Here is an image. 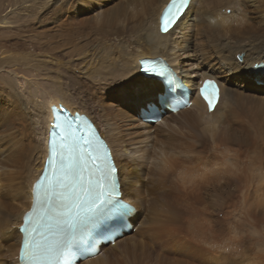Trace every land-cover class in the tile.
Wrapping results in <instances>:
<instances>
[{
	"label": "bare ground",
	"instance_id": "1",
	"mask_svg": "<svg viewBox=\"0 0 264 264\" xmlns=\"http://www.w3.org/2000/svg\"><path fill=\"white\" fill-rule=\"evenodd\" d=\"M3 1L0 0V13L5 11ZM167 1L34 0L31 6H38V10L28 12L30 19H35L25 29L34 32L41 27L44 43L39 69L50 74L51 79V88L45 90L35 110L28 104L26 89L32 74L28 64H17L34 56L36 46L27 52L24 44L0 34V181L2 187H8L10 198L0 201V240L11 257L7 263L0 244V264L18 263L19 226L31 205L33 182L47 157L53 103L63 102L95 121L118 165L122 197L141 208L131 233L102 246L98 255L79 264H187L191 237L207 238L209 230L216 234L219 231V220L208 208L219 210L223 191L233 194L239 186L264 188V169L255 173L240 167L221 174L219 168H214L223 155L237 151V146L250 139L264 143V85L256 86L257 77L253 76L256 65L264 63V0H242L243 5L241 0H192L191 11L178 26L180 34L177 27L165 35L159 32V16ZM248 2L258 7L255 11H262V27L258 29L247 28L253 18ZM237 3L242 5L239 13L227 14ZM97 7L101 11L95 12ZM6 22V16L1 14V26ZM241 23L244 30L238 29ZM237 53L246 54L243 61L237 59ZM180 55L185 60L179 59ZM161 56L184 73L187 82L195 83L194 76L217 78L221 96L215 109L209 111L206 102L196 96L191 107L168 114L157 123H142L134 111L138 99L153 94L151 89H158L160 84L144 77L140 61L143 57ZM218 68L248 83L247 92L224 78ZM119 89L126 92L120 100L130 103V107H111L112 94ZM87 100L93 101L99 112L86 109ZM162 125L167 126V131L150 134L151 129ZM177 134L181 138L171 143L173 147L189 162L198 160L200 166L186 168L170 161L165 136ZM154 139L159 147H155L154 165L146 173L143 160L151 156L148 143ZM198 168L202 172L197 173ZM144 174L148 175L147 183L142 181ZM254 180L258 181L256 186H250ZM172 181L178 182L177 189ZM193 191L202 206L196 208L195 219L189 204ZM146 199L147 207L142 205ZM144 210L147 214L140 219ZM178 242L180 256L174 255ZM202 243L200 240L201 247Z\"/></svg>",
	"mask_w": 264,
	"mask_h": 264
},
{
	"label": "snow or ice",
	"instance_id": "2",
	"mask_svg": "<svg viewBox=\"0 0 264 264\" xmlns=\"http://www.w3.org/2000/svg\"><path fill=\"white\" fill-rule=\"evenodd\" d=\"M191 7L192 0H169L159 16V32H173ZM142 64H151L143 70L166 82L164 102L172 111L190 104V99L175 94L176 77L164 61ZM199 92L208 110H214L220 98L217 81L203 80ZM52 112L49 159L32 186L31 209L23 214L19 229L23 234L20 264H75L77 252L96 255L97 237L123 226L135 211L122 198L118 165L94 124L62 106L53 107Z\"/></svg>",
	"mask_w": 264,
	"mask_h": 264
},
{
	"label": "rangeland",
	"instance_id": "3",
	"mask_svg": "<svg viewBox=\"0 0 264 264\" xmlns=\"http://www.w3.org/2000/svg\"><path fill=\"white\" fill-rule=\"evenodd\" d=\"M3 2L6 4V5L4 4L5 11L3 10L0 13V15L2 14V16H6L8 22L2 24V26L0 24V34L2 35V37L7 38L9 41H17L21 45L24 44L25 45V46L23 45L24 50L27 52L30 50L33 51L36 46V49L34 50L36 51V54L34 55L35 57L34 56L30 57L29 58L30 60L28 59V61L20 60V64H17L21 66L28 64L30 74H32L31 75L32 80L30 83L26 84L27 85L26 89L28 93V102H29L28 104L33 110H35L38 101H40L43 95L46 94L45 90H49L51 88L50 74L44 73L43 69L41 70L39 69L41 68L40 65L43 64V56H42L43 53L41 52L40 48L42 46L41 44L44 43V38L41 34L42 32L41 27H37L34 32L26 31L25 29L28 26L27 24L28 23L30 24V22H32L35 19V18L30 19L28 12L31 9L38 10V6L36 7L35 5L34 7L31 6L34 0H7V1L5 0ZM12 2L15 3L16 5L13 4ZM240 2L242 5L244 4L242 3L243 2L242 0ZM28 5H30V7ZM242 5H239L237 3L236 7H232V10H230L231 8H229V10L227 11L224 10V12L226 11L227 14L237 15L239 13L238 7ZM246 5L248 9H250L249 11H251L250 15L253 16V18L250 21V24H247L248 25L247 28L253 30L262 27V25L260 26V22H259L260 20L259 17L261 16L262 11H255V9L258 7L255 6L253 2H248V4ZM19 6L21 7L19 8ZM98 11L101 10L100 8L97 7L95 12ZM36 16L37 14L35 13V17ZM240 25L241 26H239L238 29L244 30L243 24L241 23ZM180 30L181 27H178L177 31L179 32ZM262 39H263V35H262ZM34 43H36L37 45ZM244 54L245 53H237V58L241 57V55L242 57H245L246 54L245 55ZM179 59L185 60L183 55H180ZM52 64H53L52 67H55V62H53ZM191 66L193 65H188V68L196 69V67L192 68ZM51 69L52 71H54V68ZM218 71H220V73L224 76V78H228V80L235 83V85L236 84L238 86L240 85L243 89L246 88L244 89V91L247 92V89H249L247 87L248 83H245L243 80H240L238 77L231 76L230 73H227L224 70L222 71V69L219 68ZM253 76L257 77V75L254 72H253ZM194 78L196 81L200 79L199 77L196 76H194ZM255 85H256V81H255ZM124 94H126V92L122 93L120 89L116 92H113L112 98L110 99V102L112 103L111 107L118 108L120 106H125V105H129L130 107V103L125 104L126 101L120 100L121 98H123L122 95ZM86 105H87L86 109L90 111L94 110L93 111L94 113L99 112L98 106H96L93 101L87 100ZM108 110L110 111L111 108ZM134 111L136 112L137 115V113L139 112L138 106L135 108ZM180 120L182 119H177V121L181 124L182 121ZM148 128H152V127H148ZM164 131H167V126L162 125L160 127L151 129L150 134L160 135L161 133H164ZM165 138L167 139L166 142L169 145L168 147L170 148V155H171L170 161L174 165L176 166L182 165V166H186V168L190 166H194V167L200 166L199 164H197L198 160H193L192 162H189L185 158V156L182 153L179 154L177 149H175L171 144L175 142V139L181 138L179 134L175 135L174 137L165 136ZM254 142L257 141H255L254 139H250L249 142L237 146L236 147L237 151L223 155L218 162V166L216 165L217 167L214 168H219L220 169L219 172L221 174L222 172L224 174H228L229 172H232V170H235L240 167H243V169H246L249 172L253 171L255 173H259L261 170L264 169V143L262 142L254 143ZM155 147L158 148L159 143L156 141V139L150 140L148 143V150L151 156L145 158L146 161H144L145 159L143 160L144 169L146 173H148L149 168H151L154 165L153 156H154ZM164 149L167 153L168 149L167 148ZM121 158L125 159V155L122 154ZM181 160H185L187 162H182ZM236 164H239V166H237ZM1 170L2 169H0V171ZM196 172L200 173L202 172V170L198 168ZM147 176H148L147 174H144V179L142 178L143 179L142 181L144 183H147V179H148ZM1 182L2 181H0V191H1L0 201L1 198L3 199V201L4 200L10 201V198H8V191L6 190L8 187L7 188H5V186L2 187ZM257 182L258 181L256 180L250 181L249 185L256 186ZM172 183L174 187L177 189L178 186L176 183L178 182L172 181ZM239 187L241 189L240 188L236 189L233 192V194L232 193L230 194L227 190L222 192L221 194L222 204L220 205L219 210L217 207H212V206L208 208V211L212 213L214 217H217L219 220V231L216 234L214 233L213 230H209L207 238H203V237L199 238L196 236L191 237L190 256H188L187 258V264H264V188L255 189L250 187L251 189L250 190V189H246V187L244 188L243 186H239ZM140 197L142 199L144 196L141 194ZM197 199L198 198L197 196H195V191L189 194L190 211L193 215V219H195L197 215L196 208L198 206L202 207L201 204L199 203L200 198L198 200ZM178 202L179 201H176V205H179L177 204ZM147 203L148 201L146 199L145 204L142 205L147 207ZM4 204L5 203H3V206ZM146 214L147 211L144 210L142 212V215L140 216V219H143L146 216ZM200 240L201 241L203 240L202 247L200 246ZM180 243L181 242L177 243L178 251H175L174 255L180 256V251H179ZM0 244L4 247V249L2 247V252H4V255L8 259L7 263L11 262L10 260L11 257L8 255L10 251L7 249L6 244L1 240H0ZM215 250H217L216 253L214 252Z\"/></svg>",
	"mask_w": 264,
	"mask_h": 264
}]
</instances>
